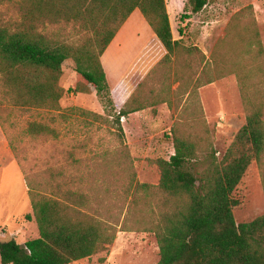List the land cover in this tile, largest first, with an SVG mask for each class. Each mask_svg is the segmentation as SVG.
<instances>
[{
  "label": "trees",
  "instance_id": "trees-1",
  "mask_svg": "<svg viewBox=\"0 0 264 264\" xmlns=\"http://www.w3.org/2000/svg\"><path fill=\"white\" fill-rule=\"evenodd\" d=\"M6 1L17 4L20 20L11 27L0 25L3 98L27 109H59L66 93L61 84L63 66L73 59L77 92L94 89L103 102L114 107L115 98L120 104L118 113L110 116L124 143L121 119L148 105L147 93H142V104L136 94L129 93L130 82L145 76L146 66L156 55L160 54L159 65L168 66L183 47L181 40L173 37L166 0H0V3ZM189 2L192 13H199L209 0ZM136 9L155 35L111 91L101 57ZM248 41L247 54L253 60L260 59L259 33ZM186 49L193 54L196 47ZM202 63L203 75L207 68L204 54ZM152 71L142 77L139 84L142 89L147 79L153 83ZM234 72L246 109V122L223 158L209 154L207 164L200 166L196 144L185 134H175L174 154L168 160L156 161L160 170L158 184L140 183L134 172L128 185L123 184L120 197L128 214L136 213L134 208L141 194L142 200L145 198L142 218L148 220L140 231L155 234L160 250L157 264H264V214L243 223H237L234 215V208L239 205L234 197L236 189L252 161L261 164L264 157V65L240 66ZM215 80L203 76L193 84L191 92L196 93ZM156 90L150 88L149 93L159 95ZM161 101L167 100L163 97ZM159 102L154 100L151 106ZM30 127L35 131L49 129L35 123ZM122 155L131 159L127 150ZM25 177L33 211L26 219H35L40 236L25 244L0 241L1 264H70L108 251L119 229L111 220L91 213L87 193H79L70 182L52 177L36 183L28 174ZM71 181L75 183L74 179ZM117 211L124 214V210ZM122 230L135 231L125 226Z\"/></svg>",
  "mask_w": 264,
  "mask_h": 264
},
{
  "label": "rangeland",
  "instance_id": "rangeland-1",
  "mask_svg": "<svg viewBox=\"0 0 264 264\" xmlns=\"http://www.w3.org/2000/svg\"><path fill=\"white\" fill-rule=\"evenodd\" d=\"M166 1L173 37L180 39L183 47L177 50L168 66L159 65L160 54L151 59L144 77L153 70V83L147 79L142 89L139 84L143 75L130 82L129 93L136 94L140 104L142 93H147L148 105L141 110L139 119L131 115L121 119L126 144L121 142L118 126L110 116L120 110L117 101L113 98V107L103 102L94 89L77 92L74 88L78 76L73 59H68L63 66L61 84L66 93L59 109H27L12 99H4L0 86V166L16 160L24 179L28 174L35 183L50 177L70 182L79 193L88 194L92 214L117 224L119 231L108 251L80 260L79 264H157L160 250L155 234L140 231L148 220V217L142 218L145 198L142 200L141 194L134 208L136 213L128 214L120 197L123 184L128 185L133 172L140 183L158 184L160 170L156 161L168 160L174 154L175 134H185L196 144L200 166L207 164L209 154L216 153L222 159L246 122V109L234 70L240 66L264 65V0H209L199 13H192L189 0ZM135 11L134 17L123 25L125 31L128 29L125 35L117 36L120 48L105 51L106 67L110 61L117 63L123 50L135 48L132 60L150 39V32L139 19L141 11ZM19 20L20 12L14 1L0 3L1 26L11 27ZM257 32L262 54L260 59L253 60L247 54L248 40ZM253 46L258 52L257 44ZM187 47H196V50L188 54ZM203 54L207 68L202 75ZM130 61L125 62L115 78L106 72L111 91L134 63L125 71ZM203 76L216 80L200 87L196 93L191 92L193 84ZM150 88H156L159 95L149 93ZM163 97L166 102L161 101ZM154 100L160 102L151 106ZM32 123L49 129L32 130ZM126 150L130 160L122 155ZM25 184L28 192L26 179ZM23 194L24 185L20 184L17 200L22 202V209L28 206L32 209L29 195L24 196V201ZM234 197L239 200L234 208L237 223L251 222L264 214V157L261 164L252 161ZM117 210H124V214ZM22 221H27L26 216ZM124 226L135 231H123Z\"/></svg>",
  "mask_w": 264,
  "mask_h": 264
},
{
  "label": "crops",
  "instance_id": "crops-1",
  "mask_svg": "<svg viewBox=\"0 0 264 264\" xmlns=\"http://www.w3.org/2000/svg\"><path fill=\"white\" fill-rule=\"evenodd\" d=\"M168 8H169V5L167 3V10L169 13ZM136 10H139V9H136ZM135 13L136 11L134 10V12L131 14L130 17H134ZM139 19L142 21V24H143L142 26H144L145 30L148 33L150 32V39L144 45L145 47L147 43L151 40V38L155 35V33L153 29L151 28V26L149 25V23L147 22V20L145 19V17L143 16V14H142V17L139 16ZM120 30L121 31L117 33L113 41L110 43L107 51L113 48L115 50L120 48V42L117 36L119 35V33H123V35H125L128 29H126L125 31V27H123V29L121 28ZM129 42H134V41H129ZM142 49L138 50L137 54L133 57V59L128 64H126V66L124 67L125 71L129 69L130 65L133 63L136 57L140 54V51ZM105 55L106 54H104L102 57V60H103L102 62H103L105 72H107L109 75V72L106 67V56ZM122 75H123V71L120 76ZM120 76L118 77V79H120ZM114 90L115 88L113 89V91ZM118 106H120L119 103H118ZM129 115H131L130 117L132 118L139 119L142 116V112L141 110H139ZM124 117H127V116H124ZM139 131L140 132L142 131V127H140ZM20 184L24 185V194L22 197L24 200V196L28 195V192H27L28 188L26 187L25 179H24L23 173L20 169L18 162L16 160H11L8 163H4L2 167L0 166V241L2 242L9 241V240H16L20 244H25L27 241L38 238L40 236L39 229L37 227L35 219L22 221V218L26 216L27 214L33 215V211L30 206H28L25 209L24 208L22 209L21 208L22 202L17 200V195H19ZM20 239L22 241H19ZM70 264H79V261H75Z\"/></svg>",
  "mask_w": 264,
  "mask_h": 264
},
{
  "label": "bare ground",
  "instance_id": "bare-ground-1",
  "mask_svg": "<svg viewBox=\"0 0 264 264\" xmlns=\"http://www.w3.org/2000/svg\"><path fill=\"white\" fill-rule=\"evenodd\" d=\"M134 53H135V48H130L128 50L126 49V50H123L122 57L119 59L117 63H115L114 61H110L107 66L109 75L112 76V78L117 77L118 74L121 72L122 66L125 64V62H128L131 60V57Z\"/></svg>",
  "mask_w": 264,
  "mask_h": 264
}]
</instances>
